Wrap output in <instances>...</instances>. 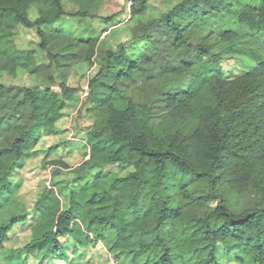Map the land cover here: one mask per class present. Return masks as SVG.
Masks as SVG:
<instances>
[{
  "label": "trees",
  "instance_id": "obj_1",
  "mask_svg": "<svg viewBox=\"0 0 264 264\" xmlns=\"http://www.w3.org/2000/svg\"><path fill=\"white\" fill-rule=\"evenodd\" d=\"M61 1L0 0L4 71L32 69L30 57L23 60L6 49L15 25L35 27L45 50L50 35L63 32L59 26L66 15L95 17L86 9L67 14ZM151 1L130 0L131 18L145 14ZM226 3L180 0L170 11L160 12L141 35L133 36L143 41V49L134 52L120 45L115 52L103 53L104 64L88 84L89 99L97 92L106 93L96 102L104 112L101 126L90 132V159L99 156L106 165L132 161L134 171L115 179L101 193L84 200L71 197L68 206L57 208L52 216L51 202L58 205V201L48 191L33 213L37 220L30 242L14 258L39 253L40 263L91 264L84 251L100 245L115 260L156 251L152 264H219L222 247L233 264H264V0L257 5L246 3L236 11L237 21L248 28L246 33H208L199 44L191 45V60L181 58L175 65L160 66L155 76L144 74L145 66H156L160 50L178 53L186 46L188 19L198 15L199 7L216 11ZM32 6L37 7L33 20ZM102 19L110 24L113 16ZM152 27L161 29L160 37ZM74 40L86 47L85 60L91 61L96 40L89 36H74ZM215 48L218 52L213 53ZM232 55H248L255 64L227 78L219 62ZM60 57L49 55L56 63ZM172 77L175 80L169 83ZM137 82L140 88L132 86ZM118 84L132 87L120 109L112 103L113 94L122 93ZM145 87L150 88L146 94ZM59 89L58 93L20 88L16 108L3 113L15 95L0 84V124L17 134L8 148H0L4 165L0 197L15 193L8 175L25 157L36 132L50 134L66 110L78 103L74 88L60 84ZM22 109L29 110L24 122L19 115ZM28 119L32 124L25 130ZM176 174L180 179L174 184ZM195 183L203 186L201 193H190L189 186ZM222 184L237 197L249 198L250 205L231 212L225 199L215 193ZM174 187L176 199L168 194ZM213 201L216 204L210 207ZM28 220L29 214L13 215L0 225V248L11 229Z\"/></svg>",
  "mask_w": 264,
  "mask_h": 264
},
{
  "label": "rangeland",
  "instance_id": "obj_2",
  "mask_svg": "<svg viewBox=\"0 0 264 264\" xmlns=\"http://www.w3.org/2000/svg\"><path fill=\"white\" fill-rule=\"evenodd\" d=\"M129 1L62 0V7L67 14L86 9L95 17L66 15L63 22L60 21L59 26L63 32L51 34L45 50L40 47L41 40L35 27L26 28L15 25L10 31L6 49L23 60L30 57L32 69L30 71L21 69L12 74L2 69L3 61L0 60V84L8 89V94L15 95L2 112L6 113L11 108H16L17 100L22 94L20 88L59 93L60 84H65L77 91L78 103L75 102L73 107L66 110V114L54 124V130L50 134L36 132L35 139L31 140L24 150L25 157L8 175L11 185L16 190L12 196L0 197V225L7 223L13 215L29 214V220L24 224L15 225L9 232L8 240L0 248V264H47L40 263L41 254L39 253H32L27 257L20 254L17 259L14 256L17 250H22L30 242L31 227L37 220V217H32L33 213L37 203H41L48 191L49 196L58 201V205L56 202H51L49 213L52 216L57 208L58 211L65 209L71 197L75 200H84L89 195L101 193L107 190L115 179L125 177L134 171L132 161L106 165L99 156L90 159V132L101 126V116L104 112L96 102L106 93L103 95L97 92L89 99L88 84L100 66L104 64L103 53L105 51L115 52L120 45H126L134 52L143 49V41L135 40L133 36L141 35L149 28L150 22L159 19L160 12L170 11L180 0H152L149 10L135 18L130 16ZM261 1L227 0V3L220 5L216 11H212L209 6L199 7L198 15L194 16L196 19H192L193 16L188 19L190 23L184 33L186 46L178 53L171 50H160L156 58V66H145L144 74L149 72L155 76L160 66L175 65L181 58L191 60L194 55L191 45L199 44L208 33L218 34L227 30L239 34L246 33L248 28L237 21L235 13L246 3L257 5ZM29 16L32 20L37 17L36 6L31 7ZM109 16H113V20L112 23L107 24L108 22L103 21L102 18ZM160 30L152 27L153 33L157 36H161ZM74 36H89L96 40L95 54L91 61L85 60L86 47L79 45L74 40ZM217 50L213 49V53L218 52ZM66 51L70 53H65ZM50 54L61 57L57 63L52 62L49 58ZM219 63L223 75L232 78L252 68L255 61L248 55H232L223 56ZM174 80L175 78L172 77L168 82ZM140 84L137 82L132 86L141 87ZM118 85L122 93L113 94L112 103L120 109L126 105V97L131 93L132 87L126 88L125 84ZM149 90V87H145L143 93L146 94ZM19 115L20 120L24 122L29 115V110L22 109ZM31 124L32 121L28 119L24 124L25 130ZM15 132L12 127L4 123L0 124V148H8L11 145L17 135ZM3 171L4 165L0 164V177ZM175 179L179 180L180 175H174L173 180ZM184 180H188V177L185 176ZM189 190L190 193L196 194L204 189L201 184L195 183L189 186ZM215 193L225 199L229 210L233 213H239L250 205L249 198L237 197L226 184L220 185ZM168 194L176 199V187L171 188ZM215 204L216 202L213 201L209 206L214 207ZM203 211L206 210L202 209ZM195 212L198 215L202 214L201 211L195 210ZM84 252H86L85 256L90 258L91 264H152L156 258V251H151L135 258L121 256L115 260L100 245L89 247ZM218 262L219 264H233L222 247L218 251Z\"/></svg>",
  "mask_w": 264,
  "mask_h": 264
},
{
  "label": "built area",
  "instance_id": "obj_3",
  "mask_svg": "<svg viewBox=\"0 0 264 264\" xmlns=\"http://www.w3.org/2000/svg\"><path fill=\"white\" fill-rule=\"evenodd\" d=\"M86 91L88 90L87 88L85 89ZM87 93V92H86Z\"/></svg>",
  "mask_w": 264,
  "mask_h": 264
}]
</instances>
